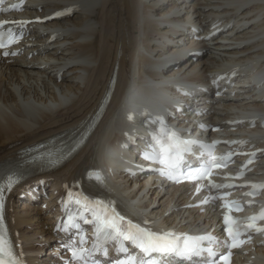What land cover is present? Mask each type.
Here are the masks:
<instances>
[{
    "label": "bare ground",
    "instance_id": "bare-ground-1",
    "mask_svg": "<svg viewBox=\"0 0 264 264\" xmlns=\"http://www.w3.org/2000/svg\"><path fill=\"white\" fill-rule=\"evenodd\" d=\"M39 5L42 10L52 8L73 13L67 19L56 18L47 23L45 28L53 35L35 37L36 44L21 57L0 58V156L43 135L65 136L77 130L106 88L108 76L118 62V80L110 104L105 143H101L98 154H95L96 147L87 145L62 167L61 173L53 175L56 178L62 176L68 182L75 181L79 171L84 170L82 174L86 177L87 170H94L97 160L106 168L111 163L116 164L123 155L121 149H115L117 139L134 128L137 115L159 107L149 101L154 93L150 88L166 80L158 75L167 65L169 42L173 40L168 36L161 45L156 42H160V37H164L173 24L168 17L173 3L168 0H39ZM220 5L224 8L211 9ZM190 6L193 20L200 23L209 19L217 21L223 14L237 12L235 21L244 20L248 28L236 31L230 39L233 48L228 50L220 51V43H216L213 50L202 46V54L195 62L190 60L184 64L180 76L187 80L204 79L212 71L213 63L231 59L232 55L241 52L249 51L248 59H264V0H190ZM53 36L54 40L47 41ZM60 45L63 48H59ZM48 46L52 47L49 49ZM29 53L32 54L30 58ZM37 55H42L43 61L38 60ZM41 63L52 64L47 70ZM68 63L73 65L66 67ZM52 70L61 74L60 81L55 80ZM176 72L169 71L166 76ZM262 77L263 74H259L256 79ZM242 91L255 96L252 87L242 88ZM160 102L165 103L166 99ZM263 104L237 99L231 103L232 108L219 110L217 101L208 105L206 117L213 121L240 111L249 115L255 111L254 106L263 109ZM260 160L264 170V152L260 154ZM143 190L144 187L140 194L135 193L133 196L137 201L130 203L144 213L146 207L158 215L174 210L183 197L175 196L176 191L161 194L159 189L152 187L146 192ZM42 212L37 207L23 211L16 219L20 236L28 248L40 249L44 241L51 238ZM176 215L180 216L181 222L191 218L183 215L181 210H177ZM193 217L199 219L195 213ZM198 225V221L186 224Z\"/></svg>",
    "mask_w": 264,
    "mask_h": 264
},
{
    "label": "snow or ice",
    "instance_id": "snow-or-ice-1",
    "mask_svg": "<svg viewBox=\"0 0 264 264\" xmlns=\"http://www.w3.org/2000/svg\"><path fill=\"white\" fill-rule=\"evenodd\" d=\"M2 2V0H0ZM12 7H18L13 5ZM0 11H7V9H0ZM60 15V13H57ZM3 23L0 21V25ZM20 25L29 23L28 21H18ZM3 33H0L2 36ZM9 42H12L11 39ZM3 40H0V47H4ZM8 53H5L7 55ZM15 53H13L14 55ZM129 119H132L129 116ZM161 122V128L159 131L152 136V144L149 146L151 151L144 154L145 160H156L163 168L159 169L161 175H168L172 178V171L179 167L184 156L183 153L189 151L187 145L191 142L182 140L178 133L168 129L164 124L162 118H159ZM230 158V157H229ZM213 165L219 167L220 165L215 163L213 158ZM207 171V170H206ZM211 175V172L208 173ZM203 175V173H201ZM189 179L196 177L190 175ZM14 180L10 179L7 187L11 188ZM211 187H230V185H217L209 182ZM255 188H264V185H252ZM2 190V186H0ZM199 191V189H197ZM251 194V193H248ZM209 199L215 200V197L206 198L202 203H208ZM80 204L81 201L77 199L75 201ZM0 206H2V199H0ZM225 207H229V210L234 207L235 210L239 211L240 206L234 201L231 205L225 204ZM84 211H91L93 220L88 221L95 224V233L98 237H103V242L98 245H94L97 251H102L107 255L108 250L103 246L104 242L115 241L119 247L117 250L121 253H128L125 259H119L116 264H161V261L156 258V254L159 257L177 256L185 260H190L193 257H204L207 264H215L216 258L227 261L231 255V249L239 247L241 244L247 241L239 240V237L250 229L260 232L264 231V228L255 226V221L264 219V209L258 215L246 217L251 221L246 226L243 225V221L239 218H232L227 213L224 216L225 228L228 239L223 241L218 240L211 233L190 237L184 234L177 235L172 232L157 233L150 229L142 228L139 225L132 224L130 222L125 223L124 217L115 211V209H109L106 205L101 202H87L83 205ZM72 227L79 228L78 224L72 223ZM124 241H128L134 249H138L140 255L133 256L129 253V249L124 245ZM80 242L83 243V236L80 238ZM214 245L227 247L229 249L228 255L225 256L222 253L215 250ZM91 253L84 248L71 249V259L79 264V261L89 256ZM5 257L8 259L5 260ZM19 264L13 257L11 248L7 245V241L3 236H0V264Z\"/></svg>",
    "mask_w": 264,
    "mask_h": 264
}]
</instances>
